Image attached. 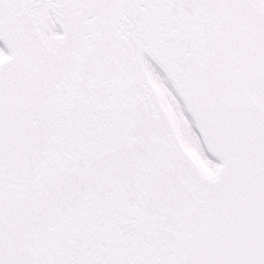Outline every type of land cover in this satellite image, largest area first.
Returning <instances> with one entry per match:
<instances>
[{
  "label": "snow or ice",
  "instance_id": "obj_1",
  "mask_svg": "<svg viewBox=\"0 0 264 264\" xmlns=\"http://www.w3.org/2000/svg\"><path fill=\"white\" fill-rule=\"evenodd\" d=\"M0 264H264V0H0Z\"/></svg>",
  "mask_w": 264,
  "mask_h": 264
}]
</instances>
